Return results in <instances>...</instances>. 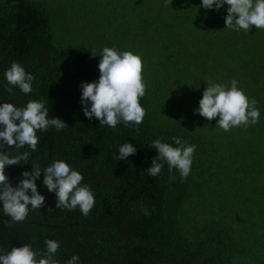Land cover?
I'll use <instances>...</instances> for the list:
<instances>
[{"label": "trees", "instance_id": "16d2710c", "mask_svg": "<svg viewBox=\"0 0 264 264\" xmlns=\"http://www.w3.org/2000/svg\"><path fill=\"white\" fill-rule=\"evenodd\" d=\"M199 5L0 0V102L23 107L43 100L49 117L67 125L38 131L29 162L6 167L9 181L16 186L32 162L43 168L63 159L95 196L87 216L61 210L55 193L42 186L41 172L36 183L44 205L31 209L26 222L0 214V247L31 243L43 251L45 239H55L61 264L73 254L81 264H264V29L230 30L227 6L215 11ZM104 47L142 58L146 114L139 130L120 123L113 131L83 113L80 85L98 79ZM13 61L34 75L32 93L6 91L3 73ZM232 79L257 102L261 116L224 131L216 126L219 117L208 120L193 109L207 81L230 86ZM173 136L196 146L188 177L182 180L175 169L170 174L166 163L152 177L146 172L157 155L152 141L173 143ZM125 141L136 153L114 159ZM4 150L17 154L14 147Z\"/></svg>", "mask_w": 264, "mask_h": 264}, {"label": "clouds", "instance_id": "9594fccd", "mask_svg": "<svg viewBox=\"0 0 264 264\" xmlns=\"http://www.w3.org/2000/svg\"><path fill=\"white\" fill-rule=\"evenodd\" d=\"M199 6L215 11L227 6L224 21L225 28L230 30L247 32L253 26L255 29H264V0H200ZM99 56L98 79L81 82L80 85V103L85 117L89 120L96 118L100 126L106 125L113 131L117 130L120 123L139 130L146 114L140 103L146 92L141 56L115 47H104ZM3 76L9 94L14 88L24 94L33 92L35 77L19 62L13 61ZM237 85L236 79L230 81V86L207 81L198 107L193 109L194 114L198 113L208 120L219 117L216 126L224 131L257 123L261 116L260 109L255 107L257 102L249 100L244 90ZM49 127L60 131L67 125L59 117H49V107L45 101L30 99L23 107L12 102H0V214L9 217V222H26L31 209H40L44 205L45 196L38 190L36 183L41 172L42 186L55 193L57 208L68 211L78 209L87 216L95 206V196L90 186L81 183L83 174L63 159H55L43 168L32 162V170L22 172V178L16 186L10 183L6 167L29 162L30 152L36 151L38 147L40 137L37 132L43 133ZM171 139L173 143L159 138L152 141L151 147L157 149V155L152 158L146 172L152 177L157 176L166 163L169 173L175 169L183 180L191 171L196 146L179 136ZM4 145L14 147L17 154L10 155L4 150ZM25 146L28 150L19 152ZM136 151L135 144L125 141L119 145L118 153H113V158L125 160ZM170 178L173 177L170 175ZM142 211L149 214L146 208L142 207ZM44 244L43 251L33 249L31 243H23L9 250L0 247V264H61L55 258L60 241L46 238ZM64 264H81L79 255L73 254Z\"/></svg>", "mask_w": 264, "mask_h": 264}]
</instances>
